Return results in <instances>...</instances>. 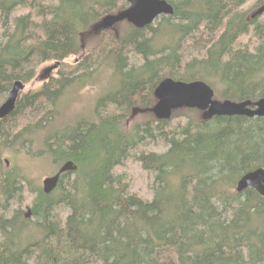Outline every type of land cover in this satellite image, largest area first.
Returning <instances> with one entry per match:
<instances>
[{
  "label": "trees",
  "instance_id": "obj_1",
  "mask_svg": "<svg viewBox=\"0 0 264 264\" xmlns=\"http://www.w3.org/2000/svg\"><path fill=\"white\" fill-rule=\"evenodd\" d=\"M165 1L171 14L118 22L85 49L81 34L127 0H0V104L57 63L0 119V264H264V197L235 189L264 168V117L147 115L164 78L204 81L219 100L264 97V12L251 16L264 0ZM87 86L101 91L93 108L71 114L67 97ZM154 133L166 150L138 151ZM68 160L77 169L43 192L30 169ZM126 164L153 174L150 200ZM24 191L26 210L7 213Z\"/></svg>",
  "mask_w": 264,
  "mask_h": 264
},
{
  "label": "water",
  "instance_id": "obj_2",
  "mask_svg": "<svg viewBox=\"0 0 264 264\" xmlns=\"http://www.w3.org/2000/svg\"><path fill=\"white\" fill-rule=\"evenodd\" d=\"M128 6L118 12L106 14L94 26V31L111 29L116 23L127 21L135 27H144L151 24L160 15L172 13V7L165 0H127ZM264 4L254 11L251 16L262 14ZM57 67V63L53 64ZM25 84L19 80L14 81L12 87L0 104V119L6 117L14 109L16 100ZM155 103L150 109L158 120L167 119L173 110L180 108L197 109L201 111L203 120L213 116L244 115L247 117H264V97L255 102L250 100L233 101L215 98L213 89L204 81H182L172 78L162 79L154 89ZM7 162V160H5ZM77 166L68 160L62 163L57 171L45 176L41 181L42 191L50 193L64 172L75 171ZM252 187L260 196L264 197V168L257 167L243 174L236 182L237 192ZM29 211L27 212L28 215Z\"/></svg>",
  "mask_w": 264,
  "mask_h": 264
},
{
  "label": "rangeland",
  "instance_id": "obj_3",
  "mask_svg": "<svg viewBox=\"0 0 264 264\" xmlns=\"http://www.w3.org/2000/svg\"><path fill=\"white\" fill-rule=\"evenodd\" d=\"M249 7V5H246L245 8ZM19 12V11H17ZM121 26V25H119ZM118 26H113L111 29L116 30ZM99 31H90L88 33H83L81 34V42L84 45L83 47L85 49H89L91 47V44L96 40L97 35ZM94 40V41H93ZM74 60V57H69L66 59L65 62L71 63ZM54 62H46V63H41L37 68H36V74L33 80L29 83L25 84V87L23 89V92L33 89L37 87L38 85L41 84V82L48 78L49 76H53L56 74V68L53 67ZM101 92V91H100ZM100 92L94 88L87 86L83 89H80L79 91H72L69 96L67 97V102H68V107L69 111L71 114H76V113H81L85 112L87 109H92L95 100L100 94ZM149 117H154L153 113L151 110H148ZM201 115L198 113L196 115L199 117ZM142 117V116H138ZM155 118V117H154ZM182 121L180 123H185L186 119H181ZM178 119H172L170 122V125L175 126L177 124ZM168 128V127H167ZM167 143L163 139L162 136L158 135L157 133H154L152 137H149L148 139L144 140L141 146L138 147V151H156V152H163L167 148ZM4 159L7 160L8 165H12L13 158L7 153L4 156ZM9 160V161H8ZM129 170V184H130V190L137 193L139 196H141L145 200H150L153 196V174L144 171L138 166H129V164H126ZM59 166L57 165H38L36 167L31 168L32 177L36 179L37 183L41 186V181L45 176H49L54 174ZM30 201V196L26 194V191L21 193L19 196H16L15 200L10 202L9 204V212L14 208L20 207L23 210H26V207L28 205V202ZM6 213V214H7ZM59 214L61 218L63 219L64 216L66 215V211L60 210Z\"/></svg>",
  "mask_w": 264,
  "mask_h": 264
},
{
  "label": "bare ground",
  "instance_id": "obj_4",
  "mask_svg": "<svg viewBox=\"0 0 264 264\" xmlns=\"http://www.w3.org/2000/svg\"><path fill=\"white\" fill-rule=\"evenodd\" d=\"M99 34V33H98ZM94 41V40H93ZM84 46V45H83ZM133 63V62H132ZM94 83V82H93ZM80 84V83H79ZM92 84V83H91ZM108 90V89H107ZM131 161V160H130Z\"/></svg>",
  "mask_w": 264,
  "mask_h": 264
}]
</instances>
